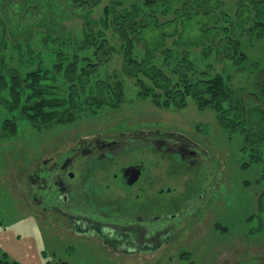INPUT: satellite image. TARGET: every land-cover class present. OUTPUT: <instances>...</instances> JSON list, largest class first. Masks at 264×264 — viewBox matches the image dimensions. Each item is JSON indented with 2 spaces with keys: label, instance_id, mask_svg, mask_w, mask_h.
Segmentation results:
<instances>
[{
  "label": "rangeland",
  "instance_id": "374dc122",
  "mask_svg": "<svg viewBox=\"0 0 264 264\" xmlns=\"http://www.w3.org/2000/svg\"><path fill=\"white\" fill-rule=\"evenodd\" d=\"M3 1L6 0H0V19L3 18ZM119 1L124 8L134 4L143 13L155 12L161 20H166L191 0H156L153 8L145 6V2L151 0ZM257 1L264 5V0ZM195 2L192 0L193 4ZM251 2L210 0L206 6H209L212 15L219 18L228 16L233 23H237V10L245 7L243 18L248 22L242 26V35L238 38L246 63L235 65L230 60H216V53L212 52L213 49L210 51L211 46L207 41L200 46H186L180 50L187 52L195 69L206 73L202 80L216 73L222 75L224 80L229 78V87L239 105L255 110L260 100L255 102L253 94L259 93L255 87L261 71H264V32L258 34L248 29L254 25L258 11ZM58 23L63 27L61 33L64 29L67 30L64 32H72L74 41L68 33L61 35L64 38L70 36V39L66 38L67 43L76 47L83 37L82 23L72 18L58 20ZM88 53L92 55L91 51ZM110 58L100 64L98 74L109 75L112 84L114 80L121 83L123 95L114 108L104 107L96 116L88 115L81 120L41 131L35 130L30 122L23 119L17 120L14 135L4 136L0 129V260H3L4 254L7 260L18 264H46L48 260L58 259L70 264H264V213L260 207L261 194L264 193L261 174L264 171L260 166L245 164L247 160L241 152L245 137L243 133L236 128L235 132L226 129L212 108L201 109L192 97H186L182 106L174 103L164 106V98L158 100L161 104H157L151 96L141 97L140 91L144 90L136 84V79L123 72L119 53H114ZM162 60V57H158L154 63L159 66ZM261 103V107L264 106L263 99ZM11 114L18 115V111L8 112L0 105V125ZM247 119L246 125L254 123L249 117ZM155 129L188 138L205 160L200 164L199 171L190 166H181V170H176L177 166L168 160L169 173L175 170L179 173L176 177L167 178V185L172 191L168 199L172 195H186L188 183L199 185L195 193L201 197L196 210L176 221L177 228L169 229L166 234H157L159 239H164L157 248L143 252L109 247L104 238L92 233H78L73 224L59 220L33 203V197L28 192L30 178H34V171L42 167L45 160H52V157L56 160L77 145V141L94 139L96 135L112 137L122 131L129 133ZM134 157L120 156L113 172L138 160H143L144 164L151 162L152 166L158 161L159 167L162 165L159 156L145 150ZM159 167H152L151 176L160 174ZM205 170L208 171L209 181L204 190L201 183L206 177L202 173ZM93 175V180H90L91 183L93 181V189L101 183L104 190L99 197L101 200L121 197V200H126L124 196L140 193L138 185L124 191L116 180L106 179L101 172ZM194 197L196 199L197 194ZM128 204L132 205V202L128 201ZM175 206L179 207V203ZM174 207H169L168 212Z\"/></svg>",
  "mask_w": 264,
  "mask_h": 264
},
{
  "label": "trees",
  "instance_id": "16d2710c",
  "mask_svg": "<svg viewBox=\"0 0 264 264\" xmlns=\"http://www.w3.org/2000/svg\"><path fill=\"white\" fill-rule=\"evenodd\" d=\"M209 1L186 2L166 20H161L155 12L143 13L134 4L124 8L119 0L3 1L0 105L8 112L17 110L18 115L11 114L2 121V135H14L19 119L41 131L88 115L96 116L104 107L117 106L123 95L121 83L114 80L112 84L109 75L98 74V68L114 53H119L123 72L136 79V84L144 90L140 91L141 97L151 96L157 104L164 98V106L169 103L182 106L186 97H192L201 109L212 108L221 125L232 132L236 128L245 136L241 148L247 160L245 164L260 166L264 171V106L261 107L264 71L255 87L259 93L253 94L260 105L251 110L239 105L229 87V78L224 80L216 73L202 80L206 73L195 69L187 52L180 50L207 41L210 51L213 49L216 53V60H230L235 65L246 63L238 38L242 35V26L248 22L243 18L245 7L237 10V23H233L228 16L212 15L209 6L206 7ZM155 2H145V6L153 8ZM251 3L258 11L254 25L248 29L260 34L264 32V5L257 0ZM70 18L79 20L83 26V37L76 47L66 41L70 36L75 40L72 32L64 29L61 33L63 27L58 23ZM65 33L70 36L64 38L61 34ZM158 57L163 59L159 66L154 63ZM95 59L97 62H93ZM248 117L255 124L246 125ZM261 181H264V172ZM263 197L264 193L260 199L262 213ZM3 257L0 264H18L7 260L4 254ZM46 264L70 263L58 259L48 260Z\"/></svg>",
  "mask_w": 264,
  "mask_h": 264
},
{
  "label": "flooded vegetation",
  "instance_id": "af4514ba",
  "mask_svg": "<svg viewBox=\"0 0 264 264\" xmlns=\"http://www.w3.org/2000/svg\"><path fill=\"white\" fill-rule=\"evenodd\" d=\"M143 150L159 156L162 165L159 167L158 161L152 166L151 162L144 164L143 160H138L113 172L120 156L129 155L134 159ZM202 158L188 138L164 133L160 129L122 131L112 137L96 135L94 139L77 141V145L56 160L54 157L45 160L43 166L34 171V178H30L28 192L42 211L73 224L78 233L96 234L115 249L145 252V249L157 248L164 241L157 234H166L169 229L177 228L176 221L197 209L201 196L195 193V188L199 185L188 183L186 195H172L168 199L172 191L167 178L179 175L175 171L181 170V166L194 167L199 171L200 164L205 162ZM168 160L177 166L172 174L167 168ZM152 167H159L160 174L151 176ZM96 172L104 174L106 179L116 180L124 191L138 185L140 193L124 196L126 200H121L122 197L101 200L99 197L104 193L101 183L93 189V181H90ZM202 173L206 175H203L204 183H201L205 190L209 175L206 170ZM176 203H179L177 208ZM169 207L174 208L168 212Z\"/></svg>",
  "mask_w": 264,
  "mask_h": 264
}]
</instances>
